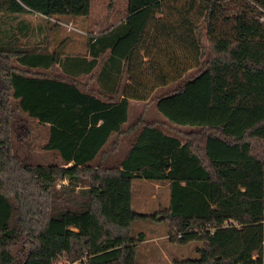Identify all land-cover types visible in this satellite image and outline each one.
Listing matches in <instances>:
<instances>
[{"label": "trees", "instance_id": "obj_1", "mask_svg": "<svg viewBox=\"0 0 264 264\" xmlns=\"http://www.w3.org/2000/svg\"><path fill=\"white\" fill-rule=\"evenodd\" d=\"M90 3L0 0V264H137L140 218L202 242L173 264H264V0H123L82 53L19 43L42 29L20 14ZM149 99L161 119L132 117ZM24 116L55 160H30ZM135 178L166 183L160 210L132 207Z\"/></svg>", "mask_w": 264, "mask_h": 264}, {"label": "rangeland", "instance_id": "obj_2", "mask_svg": "<svg viewBox=\"0 0 264 264\" xmlns=\"http://www.w3.org/2000/svg\"><path fill=\"white\" fill-rule=\"evenodd\" d=\"M123 0H91L90 12L85 15V22L70 21L71 17L64 19V17L56 18L52 17L49 20H45L39 14L36 13H22L20 17L25 23H31L32 25L40 23L42 29L39 31L30 30L26 36L19 34V43L22 44H35V40L46 48H57L60 44L63 46V51L67 53H82L85 51V33H96L100 30L106 28L111 22L117 20L120 14L106 15L107 5L115 2V6H121ZM180 3L184 0H179ZM165 9L163 11H158L154 15L164 18L167 22L175 19L176 12L173 10L170 13L165 14ZM66 18V17H65ZM78 18V17H77ZM264 20V13L262 15ZM56 21L58 24H56ZM12 23H15L13 21ZM83 28V29H79ZM29 38L31 41H29ZM34 41V42H33ZM138 59L141 57H137ZM143 67H147L151 62V57L141 58ZM193 69L190 71L193 72ZM168 83L166 85H170ZM166 85H163L164 87ZM163 87H158L156 93L163 91ZM147 100H132V112L131 116L135 117V113L142 109L143 117L149 120L161 119V115L157 112L154 102L152 99ZM26 117L31 126V132L29 136L25 137L24 142L30 144V152L32 154L31 161L33 162H44L49 163L55 160L50 151L45 150L40 147L41 142L46 137V127L44 125L35 124V119ZM163 127H165L163 125ZM32 148V149H31ZM62 181H65L62 180ZM155 189V185L151 183H144L135 185L133 183V192L135 196L142 194L136 198L132 197V207L139 208L140 211L152 212L159 208H162L164 203L167 201V187L166 183L160 182ZM59 185V182L57 183ZM139 190H142L139 191ZM141 192V193H140ZM154 192V196L150 193ZM160 210V209H159ZM144 231L146 237L138 241L136 261L137 264H173V259H180L187 256H197L198 251L196 246H201L202 242L199 240L191 241L189 243H182L172 241L168 238L167 234V221L165 219H149L140 218L135 219L131 222V231L138 232ZM164 232V233H163ZM162 234V236H161ZM163 234H165L163 236ZM79 259L68 260L61 257L59 260L60 264H79ZM187 264V263H181Z\"/></svg>", "mask_w": 264, "mask_h": 264}, {"label": "crops", "instance_id": "obj_3", "mask_svg": "<svg viewBox=\"0 0 264 264\" xmlns=\"http://www.w3.org/2000/svg\"><path fill=\"white\" fill-rule=\"evenodd\" d=\"M115 4V2L114 3H111L110 5H107V13H106V15L108 16V15H112V14H116V13H119V12H121V10L122 9H124V5H122L121 4V6H115L114 5ZM125 16L126 15H124V16H121V17H119L117 20H115V21H113V22H111L106 28H109V27H111V26H113L114 24H116L117 22H119L121 19H125ZM80 18L81 17H76V18H70V21H74V20H76V21H79V22H81V20H80ZM86 20L85 19H83V23L85 22ZM79 29H83V28H79ZM135 101V100H134ZM134 117V116H133ZM168 132V131H167ZM44 163V162H43ZM59 164H61V163H59ZM133 183L135 184V185H139V184H144V183H151V184H153V185H155V189L157 188V186H158V184L159 185H161L160 184V182H158V181H154V180H151V179H146V178H135V179H133L132 180V185H133ZM132 189H133V187H132ZM139 191H141L142 192V190H139ZM140 192V193H141ZM151 195H153L154 196V192H152V193H150ZM140 197V196H142V194H139V195H137V196H135V195H133L132 197L133 198H136V197ZM167 202V201H166ZM166 202L164 203V204H166ZM137 210H140L139 208H136ZM142 211V210H141ZM164 233V232H163ZM165 234H163V236H164ZM161 236H162V234H161ZM141 241V240H140Z\"/></svg>", "mask_w": 264, "mask_h": 264}]
</instances>
